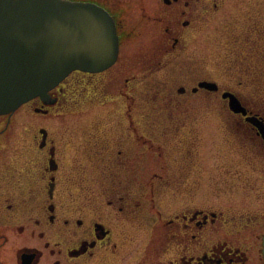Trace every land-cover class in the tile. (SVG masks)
<instances>
[{"label":"flooded vegetation","instance_id":"flooded-vegetation-1","mask_svg":"<svg viewBox=\"0 0 264 264\" xmlns=\"http://www.w3.org/2000/svg\"><path fill=\"white\" fill-rule=\"evenodd\" d=\"M94 1L115 19L116 61L77 69L0 115V264H264V211L188 203L164 217L157 207L166 188L189 181L195 124L215 96L240 151L264 168L261 22L226 30L225 68L239 88L214 90L200 85L214 80L197 54L213 44L222 0H139L140 18L133 0ZM146 221L150 232L133 238L128 228Z\"/></svg>","mask_w":264,"mask_h":264},{"label":"water","instance_id":"water-1","mask_svg":"<svg viewBox=\"0 0 264 264\" xmlns=\"http://www.w3.org/2000/svg\"><path fill=\"white\" fill-rule=\"evenodd\" d=\"M118 50L114 19L97 4L0 0V114L46 95L75 69L99 71L110 66ZM201 85L217 88L213 82ZM228 95L232 109L242 110L238 99L224 94Z\"/></svg>","mask_w":264,"mask_h":264},{"label":"rangeland","instance_id":"rangeland-1","mask_svg":"<svg viewBox=\"0 0 264 264\" xmlns=\"http://www.w3.org/2000/svg\"><path fill=\"white\" fill-rule=\"evenodd\" d=\"M120 1L128 0L118 2ZM133 1L136 4L131 8L133 10L130 15L140 18V1ZM218 14L208 30L212 33L215 43L213 41L207 53L199 52L197 55L205 56L209 65L208 75L212 80L219 82L222 88L228 84H235L239 88L238 71L225 68V33L236 24L241 29V23L250 16H255L264 27V0H222ZM206 28L207 26L204 30ZM221 99L222 97L215 96L212 102L213 111L201 114L195 124L197 131L194 134H197L198 149L189 181L184 179L185 181L179 184L182 186H177V189L175 187V191L166 188L164 195L157 201V207L164 217L172 215L188 203L199 207L223 209L231 215L252 209L264 211V201H258L259 198L264 199V168H255L249 163L253 159L248 148L244 153L240 151L236 142L237 131L224 126L222 116L218 114L223 110ZM201 107L199 111L207 110L204 104ZM151 221L150 217L148 222ZM148 222H144L141 228L129 227L131 236L134 238L136 234L150 232Z\"/></svg>","mask_w":264,"mask_h":264}]
</instances>
